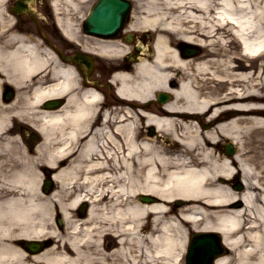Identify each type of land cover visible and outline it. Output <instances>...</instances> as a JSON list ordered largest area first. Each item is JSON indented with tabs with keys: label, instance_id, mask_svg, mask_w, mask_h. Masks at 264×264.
I'll list each match as a JSON object with an SVG mask.
<instances>
[{
	"label": "bare ground",
	"instance_id": "bare-ground-1",
	"mask_svg": "<svg viewBox=\"0 0 264 264\" xmlns=\"http://www.w3.org/2000/svg\"><path fill=\"white\" fill-rule=\"evenodd\" d=\"M88 1L52 4L63 32L109 65L112 100L92 80L93 60L78 58L83 78L45 40L14 30L35 0L17 1L8 23L0 0V94L3 83L18 93L0 100V264H185L189 236L211 231L230 250L215 264H264V0H134L126 30L109 39L80 34ZM129 32L154 35L152 50ZM144 119L172 143L144 133ZM21 120L31 125L20 134ZM52 237L42 252L24 247Z\"/></svg>",
	"mask_w": 264,
	"mask_h": 264
},
{
	"label": "water",
	"instance_id": "water-1",
	"mask_svg": "<svg viewBox=\"0 0 264 264\" xmlns=\"http://www.w3.org/2000/svg\"><path fill=\"white\" fill-rule=\"evenodd\" d=\"M129 4L123 0H102L93 12L89 22L94 33L109 34L116 31L117 27L126 17ZM123 15V16H122ZM197 241V239H195ZM204 245L196 243L194 248L201 249L204 252V257L208 256L206 247L214 246L212 240L205 238ZM205 248V249H204ZM194 251L193 253H195Z\"/></svg>",
	"mask_w": 264,
	"mask_h": 264
},
{
	"label": "rangeland",
	"instance_id": "rangeland-1",
	"mask_svg": "<svg viewBox=\"0 0 264 264\" xmlns=\"http://www.w3.org/2000/svg\"><path fill=\"white\" fill-rule=\"evenodd\" d=\"M95 0H89L83 7H82V9L84 10V11H87L88 9H90V6H91V4H93V2H94ZM7 15V14H6ZM74 17H75V15L74 14H72ZM11 20V18H9L8 16L5 18V22H9ZM99 75V74H98ZM100 77V81H102V88H103V90L105 91V93L109 96V98L108 99H111L112 100V93H111V91H110V89L108 88V86H107V79H104L103 77H101V75L99 76ZM152 105V104H151ZM150 105V106H151ZM25 121H27V120H25ZM28 122V121H27ZM20 123H22V120L20 121ZM166 134H164V133H162L161 134V138H157V141L160 143L161 142V144H163L164 146H167V145H169V144H171L172 143V141L171 140H169V139H167L166 138Z\"/></svg>",
	"mask_w": 264,
	"mask_h": 264
}]
</instances>
